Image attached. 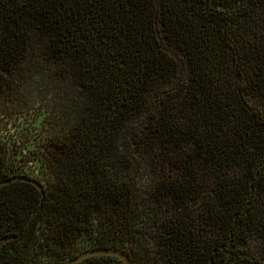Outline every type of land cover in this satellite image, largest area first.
Here are the masks:
<instances>
[{"label":"trees","instance_id":"trees-1","mask_svg":"<svg viewBox=\"0 0 264 264\" xmlns=\"http://www.w3.org/2000/svg\"><path fill=\"white\" fill-rule=\"evenodd\" d=\"M14 174L2 264H264V0H0Z\"/></svg>","mask_w":264,"mask_h":264},{"label":"water","instance_id":"water-1","mask_svg":"<svg viewBox=\"0 0 264 264\" xmlns=\"http://www.w3.org/2000/svg\"><path fill=\"white\" fill-rule=\"evenodd\" d=\"M9 179L23 180V181H26L32 184L38 191V197H37V207H38L40 197L42 195V190H41V186L39 185V183L33 177L27 176L24 174H14L10 176ZM91 254H110V255L116 256L121 261L122 264H131L125 252L113 246H94V247L81 249L77 251L75 254H73L72 256H70L69 258H67L61 264H73L77 260L87 255H91Z\"/></svg>","mask_w":264,"mask_h":264},{"label":"flooded vegetation","instance_id":"flooded-vegetation-1","mask_svg":"<svg viewBox=\"0 0 264 264\" xmlns=\"http://www.w3.org/2000/svg\"><path fill=\"white\" fill-rule=\"evenodd\" d=\"M12 180H15V179H10V180H2V182H0V186L2 184H5L6 182H11ZM15 236V233H14V230H12L11 228H0V253L3 250V245L7 244L10 240L13 239V237ZM0 264H2L0 262Z\"/></svg>","mask_w":264,"mask_h":264},{"label":"rangeland","instance_id":"rangeland-1","mask_svg":"<svg viewBox=\"0 0 264 264\" xmlns=\"http://www.w3.org/2000/svg\"><path fill=\"white\" fill-rule=\"evenodd\" d=\"M15 124H16V120H10L9 117L7 119H5V130L2 131L4 132L5 135L9 136L11 135V133L13 132V130H15ZM7 128V130H6ZM27 172L29 175H35L37 174V172H35V169L32 170L30 168H26ZM33 257V253L30 251L29 254H27L24 258V260L26 261V263H28V260H31V258Z\"/></svg>","mask_w":264,"mask_h":264}]
</instances>
